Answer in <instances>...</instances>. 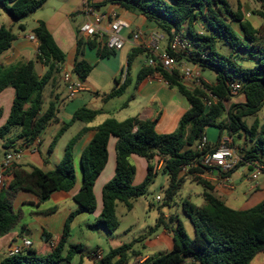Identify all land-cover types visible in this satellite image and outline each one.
I'll list each match as a JSON object with an SVG mask.
<instances>
[{
	"label": "trees",
	"instance_id": "trees-1",
	"mask_svg": "<svg viewBox=\"0 0 264 264\" xmlns=\"http://www.w3.org/2000/svg\"><path fill=\"white\" fill-rule=\"evenodd\" d=\"M259 9L254 15L264 19V0H256ZM46 0H0V5L13 19L20 21L38 10ZM90 5L91 1L89 0ZM129 11L137 12L155 23L166 43L180 34L191 46L190 53L172 54L178 62H187L197 66L202 72H215L216 81L209 83L202 78V88H189L183 84L178 70L168 72L162 68L143 67L139 73V81L155 73L184 96L191 108L181 118L178 129L174 133L161 134L157 131V120H139L128 118L118 121L109 118L95 129L90 143L82 150L80 162L82 168V185L73 200L78 205L67 218L63 234L47 255H39L33 248L21 254L8 256L0 264H60L71 263L76 255L82 253L80 244H68L71 225L77 215L97 211V200L94 192L97 179L109 161V142L115 137L116 164L114 177L102 189V210L94 226H101L109 233H114L120 226L117 216L118 203H123L128 211L134 207L133 200L146 193L147 186L153 182L157 172L152 161L157 155L164 157L163 173L169 176V185L164 193V205L170 204L179 196L186 181H192L203 187L204 204L198 206L186 199L182 203L185 215L190 219L195 234L191 236L178 216L164 219L162 214L156 228L164 226L173 231L174 247L168 253L148 258L142 264H252L254 258L264 252V200L247 210H235L214 194L213 185L194 173L203 174L201 159L208 152H213L228 136L233 145L238 144L243 155L235 169L245 166V162L258 161L264 164V123H260L258 114L264 107V33L263 28L255 27L245 18L240 5L233 9L229 0H109ZM199 25L203 32L195 30ZM25 29L24 25L20 26ZM39 41L36 58L16 66L0 65V93L6 88L14 89V99L7 121L0 127L1 148L11 149L18 140L25 146L40 138L50 123L57 117L58 95L45 104V91L57 80L62 64L66 60L65 53L57 45L53 35L44 22L33 30ZM80 33V30H79ZM17 36L12 28L0 27V54L11 48ZM229 45L232 53L243 50L249 58L255 60L250 67L243 66L240 55L225 56L220 52L218 43ZM84 37L77 41V60L74 74L83 80L93 71V66L84 58ZM90 46L94 42H89ZM113 50L106 46L100 53L106 57ZM143 52L136 48L129 57V66ZM36 64H40L45 72L42 76L36 73ZM123 75V72H122ZM121 75V77H122ZM116 79L115 88L104 95L109 101L121 97L128 88L127 79L121 86ZM230 82H238L242 88L234 91ZM205 89L217 98L216 102L207 105L208 94ZM243 95V103H232L229 108L226 102H232L236 96ZM103 109H90L86 106L78 109L70 122L66 123L54 137L49 146L51 152L58 139L75 122L91 123L103 114ZM1 117V112H0ZM254 118L251 127L247 118ZM18 134L7 138L15 129ZM208 127L219 130V138L213 146L202 151L197 143L206 136ZM86 130L75 136L66 146L61 160L54 169H43L30 166L24 169L14 164L5 173L11 177L6 188H0V237L11 232L16 226L19 215L15 212L11 198L19 192L33 194L40 203L48 201L55 192H70L76 185L74 166V146ZM227 133L228 135L226 136ZM225 136V137H224ZM245 139L253 145L247 148ZM132 156L146 159L147 175L140 185H133L136 167L130 162ZM196 164L185 174L183 169ZM235 170L225 176H230ZM194 175V176H193ZM223 175V176H224ZM54 208L44 212L53 213ZM171 224V226H169ZM152 233V232H151ZM48 238V235H46ZM133 249V243H125L110 249L103 256L100 264H128L131 258L140 256Z\"/></svg>",
	"mask_w": 264,
	"mask_h": 264
},
{
	"label": "crops",
	"instance_id": "crops-1",
	"mask_svg": "<svg viewBox=\"0 0 264 264\" xmlns=\"http://www.w3.org/2000/svg\"><path fill=\"white\" fill-rule=\"evenodd\" d=\"M71 1L73 2L74 0H46L42 7L24 19L20 21L12 20L10 23L11 27L8 28H12L17 24L18 31H14L17 38L10 49L0 54V65L7 67L16 66L20 63L34 60L38 53L39 41L35 37L33 30L40 22H44L53 35L57 45L66 55V60L62 64V69H67L74 73L77 60V41L79 37L82 36L79 30L91 17L88 18L83 10V19L77 22L79 17L78 12L75 7H73L74 5H71L73 8L68 5L72 4L70 3ZM90 1L96 13L105 16L100 26L105 32L109 30L108 16L113 12L117 13L121 19L128 22L130 27L124 29L120 34L125 40L124 46L121 50H113V53H110L106 57H101L100 53L105 48L104 38L101 39L99 35L90 38L84 37L85 45L83 48V58L91 64L94 69L87 79L83 80V91L75 99L68 98L60 72L55 83L49 85L45 91V107H47L52 99V95H58V113L57 117L50 123L40 137L38 151L32 152L30 148H28L29 145L27 147L24 145L23 140H18L13 148L1 151L0 157L8 151L27 148L25 149L23 160L18 164L22 165L23 168L27 170L30 169V166H36L44 171H49L54 169L59 163L68 143L77 136V134L86 130L74 146V166L77 180L72 191L55 192L45 203H40L33 194L23 191L15 194L11 198L13 208L23 216V208L26 206L30 207L29 213L31 222L22 224L21 219H19L20 223L18 226L5 236L0 237V262L9 256L10 250L14 245H22L26 239L32 241L31 248L35 249L39 255H47L52 252L63 234L64 225L68 216L78 208V205L73 200V195L79 191L82 185L81 152L90 143L94 136L95 129L99 125L109 118H115L118 121H123L128 118H138L143 121L157 120V131L161 134H170L178 129L181 118L191 108L187 99L182 96L177 89L171 87L162 77L147 76L140 81L138 79L139 73L143 67H146V61L148 59V51L146 50L147 37L152 32L159 31L157 25L149 21L143 15L126 10L119 4L110 3L109 0ZM107 2L109 4H106ZM75 4H77V0ZM238 5L241 6L245 18L250 20L248 16L251 14L247 13L245 5ZM257 5L259 7V4ZM254 11L255 10H253V14ZM21 25L25 26L24 30L20 29ZM1 26L2 24L0 23V27ZM134 33H139L137 42L130 39ZM91 41L94 42L93 46L89 45ZM161 45L164 49L167 45L166 40H164ZM136 48L142 49L143 52L139 54L129 66V57ZM140 56L143 57V60L141 61V66L135 71L136 77H133L132 68L135 61ZM125 70L126 76L123 78L121 75ZM44 72L45 69L40 64H36V73L42 76ZM96 73L100 78H95L97 77ZM120 78L121 82L118 86H121L127 79L129 80L127 90L121 97L105 101L104 95L111 92V90L117 86L116 79ZM113 82L115 83L114 87H112L114 84ZM13 99L14 89L12 87H8L0 93V127L7 121ZM244 101H246L245 97ZM83 106L90 109H103L104 113L88 124L81 121L73 123L61 136L62 139L69 136L67 139H63V147H61V149H56L57 146H55L51 152L48 147L47 150H45L49 153L45 156L40 147L44 142V134L48 131H52L51 134H58L56 133L57 130L59 131L67 123L65 120L70 118L71 121L73 114ZM55 125L57 126L55 129L57 130L54 131L52 127ZM18 132L19 130L15 132L14 129L7 138L15 137ZM115 145L116 140L112 137L109 142V161L107 163V168L105 167L95 184L94 192L97 205L98 203L100 204L97 207V211L93 214L83 212L77 215L71 225V234L68 239V244H80L83 247V251L76 255L71 263L62 262L60 264H100L101 259L110 249L117 248L123 244L114 240V235L117 231L109 233L101 226H94L102 210V189L115 175ZM152 164H154V161H152ZM144 165L147 168L148 162L146 161ZM227 179L233 183L232 188L225 183L226 180L223 178H221L219 183L211 184L214 187V194L230 208L235 210H247L264 200V176L260 178L259 184L255 188L251 185L248 169L244 166V170L241 173H239L237 169L230 176H227ZM9 183L10 181L8 182L5 177L6 191H8L7 188ZM201 194L202 193H200V195ZM201 204H204V200H202ZM52 208L55 210L53 213H44ZM162 214L167 220L172 216L169 212L165 213L162 211L160 212V216ZM169 226H171V224ZM184 226L188 234L194 236L195 231L189 218L186 220ZM152 233L153 235L151 237L145 238V240L140 243V245H143V249H149L148 252L144 254L141 250L135 248L137 247V245H135L137 241L131 242L133 243V249L140 252L141 255L134 257V259L131 258L133 260L130 259L128 264H142L148 258L154 256L151 252H157V254L160 255L168 253L173 249L174 240L171 228L161 226L160 228H156ZM46 235H48V238ZM39 236L42 238L41 241ZM37 240L41 243L40 249L34 247ZM99 256H101V258H99ZM252 264H264V252L258 254L254 258Z\"/></svg>",
	"mask_w": 264,
	"mask_h": 264
},
{
	"label": "built area",
	"instance_id": "built-area-1",
	"mask_svg": "<svg viewBox=\"0 0 264 264\" xmlns=\"http://www.w3.org/2000/svg\"><path fill=\"white\" fill-rule=\"evenodd\" d=\"M85 14L91 18L88 19L86 23H84L80 27V33L85 38L94 37L95 35H99L101 39L107 36V40L105 46L114 51L121 50L124 46V39L120 36L121 32L124 29L129 28L128 22L121 19L119 15L115 12L111 13L109 17V30L104 31L100 28L102 22L105 18L104 15L96 13L94 7L90 5L89 0H86V7L84 9ZM132 41L137 42L139 39V33H134L130 38ZM165 40L163 35L159 31H154L148 35L146 41V50L148 51V59L146 61V66L152 68H162L168 72H172L177 69L179 62L176 57L170 54V51L173 54H185L188 55L191 50V46L189 42L181 37L180 34L174 36V38L166 45V47L162 48V42ZM181 80L184 85L189 88H202V73L198 67H191L189 65L184 64L181 67ZM123 78L126 76V70L123 73ZM150 76H160L159 73L152 74ZM163 78V77H162ZM61 79L65 84V88L67 91L68 98L75 99L78 95L83 91V83L79 81L78 77L67 69L61 68ZM229 86L236 92L240 91L242 86L238 82H230ZM205 92L208 94L209 99H205L208 106L211 105L212 102H216L217 98L213 96L208 90L205 89ZM40 144V138L36 139L31 145L28 146L32 152H37ZM210 145L207 137H203L197 143V149L199 151L208 148ZM27 147V146H26ZM25 148V147H24ZM27 149V148H25ZM25 149L19 148L15 150L8 151L4 153L0 157V188H5V173L8 169H10L14 164L21 162L25 156ZM242 151L239 148H236L233 145L232 138L226 137L222 144L214 149L212 152H208L201 159V166L204 168L203 174L194 173L195 176L201 177L210 183H219L221 178L225 179L227 185L232 188L233 183H231L227 176L224 174H228L235 170L241 162H244ZM165 160L161 155H157L154 159V170L155 172H159L164 167ZM196 166V164H192L191 166H187L183 169L185 174L190 173V169ZM245 167L249 172V181L251 185L255 188L259 184V180L262 176H264V164L258 161L253 162H245ZM224 175V176H223ZM224 183V184H225ZM156 200L163 201L161 195L156 196ZM32 246V241L30 239H26L22 245H14L9 253V256L18 255L24 252L25 250L30 249ZM101 258V256H99Z\"/></svg>",
	"mask_w": 264,
	"mask_h": 264
},
{
	"label": "rangeland",
	"instance_id": "rangeland-1",
	"mask_svg": "<svg viewBox=\"0 0 264 264\" xmlns=\"http://www.w3.org/2000/svg\"><path fill=\"white\" fill-rule=\"evenodd\" d=\"M229 1H230L231 5L234 9L238 8V4H244L246 7L245 9H246L247 13L251 14L250 16H248V18L251 20L253 25H255L256 27H258V28L262 27L263 28L262 31L264 33V19H262L258 16H255L253 14V10L259 9L256 0H229ZM70 3H72V4H68V5H70V6L74 5L73 7H75L76 11L78 12L79 17L77 19V22L82 21V19H83L82 11L86 7V1L85 0H77V4H75L76 0H74L73 2L71 1ZM106 4H109V3L107 2ZM12 20H15V19H13L8 13H6L4 11L3 7L0 5V23L6 27H11L10 23ZM12 28H13V31H15V32L18 31L17 30V24L15 26H13ZM195 30L197 32H203V29L199 25H196ZM218 47H220V52L223 55H225V56L231 55L232 49L230 48L229 45H225V44H222V42H220V43H218ZM243 52H244L243 50H238L236 52H233L232 54L233 55H236V54L240 55L241 56L240 60L243 61V66L250 67L252 64L255 63V60L252 58L250 59L249 56L245 52L244 53ZM142 60H143V57L140 56L135 61L133 68H132L133 77H136L135 71L137 70V68L139 66H141ZM186 63L187 62H179L176 70H178L180 72V74H181V70H180L181 67ZM187 65H189L191 67H197L191 63H187ZM201 73H202V78L206 82L212 83V82L216 81L215 72L210 71V70H205L203 72L201 71ZM96 76H97V77H95L96 79L100 78V77H98L97 73H96ZM114 85H115V83L113 84L112 87H114ZM109 89H112V88H109ZM100 91H103V90H100ZM108 91H110V90H108ZM243 102H245L244 96L239 95V96H236L235 98H233L232 102H226V106H227V108H229L232 103H243ZM258 119H259L261 124L264 123V107L261 110V112L258 114ZM65 121L67 123L70 122V118H67V120H65ZM246 122H247V125L249 127H251L254 123V118H252V117L247 118ZM55 128H57L56 125L52 127V130H54V131L57 130ZM17 130H19L18 127L15 128V132H17ZM59 131L57 130L56 133H58ZM51 132L52 131H48L44 134L45 135L44 142H43V144L40 145L45 156H47L49 153L48 151H46L47 148L50 146L54 137L57 135V134H51ZM225 134H226V136L228 135L227 133H225ZM206 136L209 140L210 145L213 146L219 138V130L216 127H208L206 129ZM68 137L69 136H66V138L65 137L64 138L67 139ZM113 138L115 140H117L115 137H113ZM61 139H62V137L58 139L56 149H59V148L61 149V147H63L65 139L64 140L63 139L61 140ZM241 142H243V143L246 142L247 148H250L253 145V143L247 141L244 136L241 139ZM234 146L236 148L240 149L238 144H236ZM3 150H4V148H1V151H3ZM130 162L136 167V174L133 178V185H140L144 181V179L147 175V168L144 165V164H146V159H144L142 157H138V156H132L130 159ZM106 168H107V166H106ZM162 170H163V166H162L161 171L157 172V174L155 175L153 182L147 186L146 193L143 196L133 200L134 207H133L132 211H128L123 203L119 202L118 206H117V216H118L119 221H120V227L114 235L115 236L114 240L118 241L119 243L121 242L123 244H125V243L128 244V243L137 241V242H135L136 243L135 245H137V247H135V248L141 250L143 254L148 252L149 249H147V250L143 249V245H140V243L142 241H144L145 238H149L153 235V233H151V232L155 231L154 228L156 227V223H157L156 221L160 216V212H162V211L165 213L169 212L174 216L178 215V217L182 221V223L185 224L186 220H188V217L185 215V213L183 212V209H182L183 201L188 199L198 206L202 205L201 203H202L203 198L200 195V193H202L203 187L199 184L192 182V181H186L183 185V188H182L179 196H177L175 198V200L170 204L169 208H168V206H165L164 205V193H165V190L168 188V185H169V176L167 174H164ZM243 170H244L243 165L238 168L239 173H241ZM6 180L9 182L11 180V177H9V176L6 177ZM157 195H161L163 198V201L158 202L156 200ZM100 203H101V199H100ZM98 205H100V204L98 203ZM12 206H13V204H12ZM29 209H30V207H28V206L23 208L24 216L21 213H18L15 211L20 216L19 219H21L22 224H27V223L31 222ZM165 220L167 221V219H165ZM19 223L20 222L18 220L16 226H18ZM39 239L41 241V239H42L41 236H39ZM40 241L39 240L36 241V243L34 244L35 248H38V249L41 248ZM151 254L154 256L159 255V254H157V252H151ZM133 259H131V260H133Z\"/></svg>",
	"mask_w": 264,
	"mask_h": 264
},
{
	"label": "water",
	"instance_id": "water-1",
	"mask_svg": "<svg viewBox=\"0 0 264 264\" xmlns=\"http://www.w3.org/2000/svg\"><path fill=\"white\" fill-rule=\"evenodd\" d=\"M106 40H107V36L104 37V43H106ZM80 82H83V79L82 78H78Z\"/></svg>",
	"mask_w": 264,
	"mask_h": 264
}]
</instances>
